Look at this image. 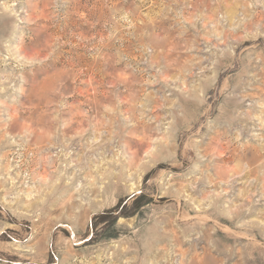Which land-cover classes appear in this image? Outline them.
I'll return each mask as SVG.
<instances>
[{"label": "rangeland", "instance_id": "374dc122", "mask_svg": "<svg viewBox=\"0 0 264 264\" xmlns=\"http://www.w3.org/2000/svg\"><path fill=\"white\" fill-rule=\"evenodd\" d=\"M0 264H264V0H0Z\"/></svg>", "mask_w": 264, "mask_h": 264}, {"label": "bare ground", "instance_id": "6f19581e", "mask_svg": "<svg viewBox=\"0 0 264 264\" xmlns=\"http://www.w3.org/2000/svg\"><path fill=\"white\" fill-rule=\"evenodd\" d=\"M245 150V149H244ZM200 263V262H199Z\"/></svg>", "mask_w": 264, "mask_h": 264}]
</instances>
